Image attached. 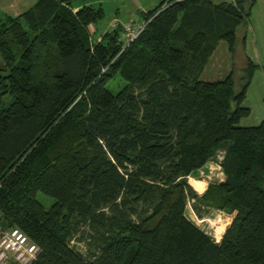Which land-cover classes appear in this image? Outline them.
<instances>
[{
  "label": "trees",
  "instance_id": "trees-1",
  "mask_svg": "<svg viewBox=\"0 0 264 264\" xmlns=\"http://www.w3.org/2000/svg\"><path fill=\"white\" fill-rule=\"evenodd\" d=\"M85 1L0 20V230L38 246L29 264H264V122L238 125L257 66L236 29L256 0H162L125 47L119 25L92 39L103 12ZM219 42L244 61L237 91L233 71L198 80ZM209 160L223 180L198 194L186 178ZM187 201L233 214L218 242ZM83 226L91 259L69 245Z\"/></svg>",
  "mask_w": 264,
  "mask_h": 264
},
{
  "label": "rangeland",
  "instance_id": "rangeland-1",
  "mask_svg": "<svg viewBox=\"0 0 264 264\" xmlns=\"http://www.w3.org/2000/svg\"><path fill=\"white\" fill-rule=\"evenodd\" d=\"M162 0H86L84 4L91 5L92 7H97L98 5L101 7L103 12V18L93 25L91 27L93 30L97 31L96 33H91L92 39H97L101 36L104 32L112 30V25L114 24L115 27H118L119 23L121 22H131L130 24H133V22H137L140 18L141 13H146L151 10H153L155 7L158 6V4ZM35 0H0V20H3L5 16H15L16 13L23 12L27 8H29L32 3H34ZM117 20V21H116ZM250 20V19H249ZM118 22V23H117ZM250 26H252L251 21L249 22ZM255 33H257L259 30L255 27ZM249 29V25L246 24L245 27H238L236 31V43L237 47L236 50L239 54L240 52V40L241 36H246V33ZM91 32V31H90ZM258 34V33H257ZM224 43H220L219 49L223 48ZM218 49V50H219ZM259 49V54L261 53V48ZM241 57V55H240ZM261 61L262 64H264V55H261ZM244 66V61H239V59L235 57H231L230 62V69L233 71V77L234 82H237L239 76H240V70L241 67ZM258 66L255 71L258 70ZM203 79H209L207 76L203 74ZM122 82H120L121 84ZM107 88L111 90L112 92L117 90L118 87H112V83L106 84ZM236 88V85L234 84V89ZM252 103H256L255 100L250 101ZM253 111L252 114H250L248 117L249 119H252L254 117V113H260L258 109H255L257 107V104L252 105ZM256 106V107H255ZM259 109H262L261 107H257ZM219 150V149H217ZM216 158L218 152L215 153ZM210 162L209 167L202 168L203 170L199 171L198 173L195 172L194 174L188 176L187 183L192 187V189L200 194L201 192H198L202 186H206L209 182L218 181V170L215 168L214 161L209 160ZM220 176V175H219ZM203 180V181H202ZM36 199L41 202L44 208H48L49 205L52 202V199L49 197L44 196L41 193H36ZM192 201H187L185 204V216L187 219H189L194 225H196L199 229H201L203 232L208 234L212 239H214L215 242H218L221 238L222 233L224 232L225 228L228 226L231 216L230 214L223 213L221 211H217L212 208H205L200 207L198 209V213L195 212L194 209L191 207ZM217 230L221 231V235L217 236L218 241L216 240V232ZM88 234H90V230L83 226L80 228V232L75 234L72 240H70L69 245L79 252L84 259L89 258L91 254V249L89 248V237ZM216 234V235H215Z\"/></svg>",
  "mask_w": 264,
  "mask_h": 264
},
{
  "label": "crops",
  "instance_id": "crops-1",
  "mask_svg": "<svg viewBox=\"0 0 264 264\" xmlns=\"http://www.w3.org/2000/svg\"><path fill=\"white\" fill-rule=\"evenodd\" d=\"M212 4H220V3H231L233 0H209ZM33 4V3H32ZM22 12V11H21ZM20 13V12H19ZM19 13H16L19 14ZM145 13H141L140 18L137 22H133L134 25H138L143 22L142 15ZM250 19V20H249ZM117 21V20H116ZM251 21L252 26H250L249 22ZM247 25H249V29L244 37V54L245 56L253 63L258 66V70L254 71L248 86L246 87L245 95L242 100V105L249 109V114L246 117H243L239 120L238 125L240 126H253L257 125L260 122H264V64H262L261 55H264V0H256L254 5L252 6L249 14V18L247 21ZM255 26L259 31L255 33ZM90 33H96L95 29L91 26L88 27ZM237 31V29H236ZM99 38V37H98ZM221 42L217 44L211 55L208 57L206 64L204 65L202 71L198 76V80L201 82H217L222 81L230 72V62L231 56L227 52L226 44L224 42L223 48L219 49V45ZM261 48V53L259 54V49ZM219 49V50H218ZM203 74L207 76L209 79H203ZM236 88L235 91L238 90V83L235 82ZM255 100L256 103H252L250 101ZM257 104V107H261L262 109H258L260 113L255 114L252 119H249V115L252 114L253 106ZM218 154H221V150H217ZM210 162H206L202 168L209 167ZM215 168L218 170V181L223 180V174L220 171L219 166L214 161ZM199 169L197 173L203 169ZM203 181V180H202ZM224 213V212H223ZM233 214H230L232 217Z\"/></svg>",
  "mask_w": 264,
  "mask_h": 264
},
{
  "label": "built area",
  "instance_id": "built-area-1",
  "mask_svg": "<svg viewBox=\"0 0 264 264\" xmlns=\"http://www.w3.org/2000/svg\"><path fill=\"white\" fill-rule=\"evenodd\" d=\"M130 23H119L124 47L136 38L144 26V22L138 25ZM114 27L115 25L113 24L112 29ZM219 158L220 155H217V159ZM38 250V246L31 242L18 228L10 227L0 230V264H29Z\"/></svg>",
  "mask_w": 264,
  "mask_h": 264
}]
</instances>
